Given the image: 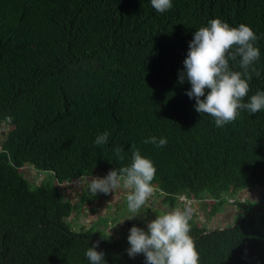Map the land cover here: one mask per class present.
<instances>
[{
	"label": "trees",
	"instance_id": "trees-1",
	"mask_svg": "<svg viewBox=\"0 0 264 264\" xmlns=\"http://www.w3.org/2000/svg\"><path fill=\"white\" fill-rule=\"evenodd\" d=\"M217 18L258 37L247 103L264 92V0H172L165 13L151 0H0V264H90L97 241L106 264H146L110 230H74L72 215L104 194L88 184L73 197L61 190L130 166L132 146L156 168L153 198L171 207L182 196L220 206L258 188L232 227L191 219L190 235L200 264H264V109L217 127L179 83L195 30ZM230 69L243 72L239 58ZM104 132L108 143L97 146ZM150 137L167 144L144 143ZM24 167L53 183L31 188Z\"/></svg>",
	"mask_w": 264,
	"mask_h": 264
},
{
	"label": "clouds",
	"instance_id": "clouds-1",
	"mask_svg": "<svg viewBox=\"0 0 264 264\" xmlns=\"http://www.w3.org/2000/svg\"><path fill=\"white\" fill-rule=\"evenodd\" d=\"M151 5L157 12L165 13L172 8V0H151ZM257 39L250 26L240 24L232 27L218 18L194 32L183 62L184 71L179 74V83L187 80L191 84L186 95L195 100V110L213 117L217 127L234 122L241 110L255 114L264 109V92L252 95L250 101L244 103L250 90L248 81L252 78L248 70L252 68L255 72L252 66L260 58V50L254 46ZM238 58L243 72L230 69V61H237ZM108 138L109 133L104 132L97 136L94 143L105 145ZM144 143L164 147L167 140L150 137ZM113 151L120 160L124 159L122 146L115 147ZM131 151L130 166L111 170L105 178L92 176L88 188L93 195L112 194L114 199L123 191L127 207L135 215L153 197L155 189L152 181L156 168L134 146ZM190 220V209H175L146 222L147 231L133 226L128 236V256L135 258L143 254L146 264H200L199 252L190 235ZM98 247L99 241L85 253L90 264H106L105 253L97 251Z\"/></svg>",
	"mask_w": 264,
	"mask_h": 264
},
{
	"label": "rangeland",
	"instance_id": "rangeland-1",
	"mask_svg": "<svg viewBox=\"0 0 264 264\" xmlns=\"http://www.w3.org/2000/svg\"><path fill=\"white\" fill-rule=\"evenodd\" d=\"M7 128L4 127L3 125L0 128V141L3 138L4 133L6 132ZM22 172L25 176L26 179H28L31 183L30 187L34 188L38 185H46V184H52L53 181L49 178L46 177L43 179V181L41 182V180H37V175L34 174L30 169H28V167H24L22 169ZM93 177H99V178H103L102 176H93ZM92 177H86L85 180L79 181V182H75L73 185H67L66 183L62 184L61 186V190L63 192H65V195L67 197H73L74 193H76L78 190L82 189L85 185L88 184V182L90 181ZM35 181V182H34ZM41 182V183H39ZM99 201L101 200L100 204H99V209L101 208V205L105 204V206L111 207L112 206V202L109 201V196L105 197L104 199L103 196L99 197ZM236 199V198H235ZM235 199L234 198H228V202L233 201V204L235 203ZM107 200V201H106ZM117 200V198H116ZM155 199L152 197L149 202L147 203V205H149L152 201H154ZM115 201V200H114ZM182 201H180L178 199V202H176L173 206V209H177V207H179V204ZM204 203H206L207 205H210L211 203H213L212 200H204ZM184 204V202H183ZM253 202H250L249 205H252ZM256 204V203H255ZM193 205V202H191L190 204L188 202H185L184 204V208H188L191 210ZM254 205V204H253ZM89 208V207H88ZM145 207L141 208V210L139 211V213L137 214H133L129 211L128 207H127V202H126V197L125 199L119 204L116 205L115 210L111 213V212H107L104 216H101L97 219V221L93 220L92 218L94 216H91L90 210H86L84 212H82L81 214H73L72 218L69 219V221H71V223L73 224V228L75 231H79L80 226H84L85 228H88L89 226H92L93 223H95V225L93 226V231L97 232L101 237H107V231H111V236L110 238L113 239H118L121 238L123 240H128V236L130 234V229L133 226L136 227H140L143 228L145 231H147V227L144 226V222H147V219L144 218V213H145ZM172 209H169L167 211H170ZM151 215L153 216V212L154 214L160 215L163 214V212L161 211H157V210H153V207L151 209ZM95 214H97V210L95 211ZM120 220H124L120 226H115L118 225L120 223ZM149 220V218H148ZM150 221V220H149ZM202 224L201 222H199L198 225ZM147 225V224H145ZM219 226V225H218ZM109 231V233H110Z\"/></svg>",
	"mask_w": 264,
	"mask_h": 264
},
{
	"label": "crops",
	"instance_id": "crops-1",
	"mask_svg": "<svg viewBox=\"0 0 264 264\" xmlns=\"http://www.w3.org/2000/svg\"><path fill=\"white\" fill-rule=\"evenodd\" d=\"M109 196V201L112 202V206L108 207L105 206V204L101 205V208L99 209V204L101 200H98L92 204L89 205L88 210L90 209L91 216H94L92 219L97 221V219L101 216H104L107 212H113L115 210L116 205H119L126 197V193L121 191L114 199L112 194L109 195H103L104 199L105 197ZM236 203H229L228 198L227 200L221 204L220 206H217L216 203H211L210 205H207L204 203V201H191L193 202L192 208H191V219L198 225L199 222L202 224L198 225L199 227L205 228L206 230H213V229H223L232 227L235 223H237L242 214L248 209L251 205H249L250 202H253L255 204L258 201L259 198V189L258 188H248L244 189L240 192H238L235 196ZM115 200V201H114ZM107 201V200H106ZM179 207L177 209L183 211L185 208L183 207V203H178ZM150 210L153 207V210L165 212L169 209H173V207L170 206L167 202L164 201L163 197H158L154 201H152L151 204L145 205ZM174 206V205H173ZM214 209L216 210L215 213H213ZM97 210V214H95V211ZM170 210V211H172ZM153 216L150 213H144V218L147 219V222H150L151 220L155 219L154 212L152 213ZM147 215V216H146ZM149 218V220H148ZM124 220H120V223L117 226H120L121 223ZM146 221L144 222V226L147 227ZM95 223H93L92 226H94ZM219 225V226H218ZM81 227V226H80ZM91 227V226H89Z\"/></svg>",
	"mask_w": 264,
	"mask_h": 264
},
{
	"label": "built area",
	"instance_id": "built-area-1",
	"mask_svg": "<svg viewBox=\"0 0 264 264\" xmlns=\"http://www.w3.org/2000/svg\"><path fill=\"white\" fill-rule=\"evenodd\" d=\"M95 176H97V175H95ZM106 177V176H105ZM105 177H103V178H105ZM75 182H77V181H73V182H70V183H66L67 185H73ZM179 200L180 201H182V202H180V203H183L184 202V204H185V202H188L189 204L191 203V200H187L185 197H180L179 198ZM229 203H233V201H230Z\"/></svg>",
	"mask_w": 264,
	"mask_h": 264
}]
</instances>
